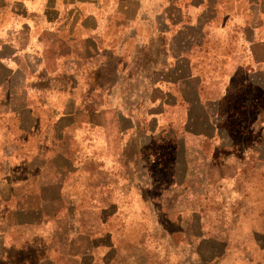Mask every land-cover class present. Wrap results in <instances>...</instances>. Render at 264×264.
Masks as SVG:
<instances>
[{
  "label": "crops",
  "instance_id": "0c3cea01",
  "mask_svg": "<svg viewBox=\"0 0 264 264\" xmlns=\"http://www.w3.org/2000/svg\"><path fill=\"white\" fill-rule=\"evenodd\" d=\"M237 75L264 85V0H0V264H264L262 228L200 235L182 177L220 166L214 109ZM166 140L178 164L154 158Z\"/></svg>",
  "mask_w": 264,
  "mask_h": 264
},
{
  "label": "rangeland",
  "instance_id": "374dc122",
  "mask_svg": "<svg viewBox=\"0 0 264 264\" xmlns=\"http://www.w3.org/2000/svg\"><path fill=\"white\" fill-rule=\"evenodd\" d=\"M119 110L128 113L124 115L130 116L132 113L136 114L140 108H120ZM105 112L108 116L113 115L111 111ZM213 119L220 135L219 150L215 152V163H220V166L210 167L203 164L200 171L199 167L193 166L192 171H184L182 176L184 180H195L199 183V187L193 190L200 196L199 210L201 207L204 208L205 217L202 222L207 224V228L203 232L200 231V235L204 233L218 235L222 231L224 233L223 229H226V234L224 233L226 236L223 239L229 244L237 245L239 239L242 242L243 239L258 238L254 230L262 228L263 239L264 85L254 77L237 75L228 86L221 103L214 109ZM120 126L126 127V124H120ZM113 127L108 120L106 129L104 128V133H108L105 147L110 153L111 151L119 153L121 149L126 148V145L116 140ZM137 135L141 134L137 133ZM35 144L34 140V147ZM84 146L88 147L86 144ZM130 146L134 148V140ZM132 148H129L131 157ZM174 148L171 141L167 140L151 143L154 158L161 155L159 165L163 166L171 162L179 163V158L173 152ZM184 160H186L185 157ZM30 162L34 163V159ZM59 164H63L60 159H56L53 163L49 161L45 171L51 172L54 170V165L55 169H58ZM163 166L150 167L151 176L154 179H167L168 173L160 170ZM184 168L187 167L184 165ZM193 190L185 188L183 198H188L187 194H193ZM23 195L27 196L25 193ZM24 197L21 199L23 204L20 205L25 211L34 210L37 205L31 201V198ZM182 205L185 209L189 207L187 201H183ZM45 207L53 212L64 205L54 204L45 205ZM68 209L73 210L70 205L67 206L66 210ZM248 243H254V241Z\"/></svg>",
  "mask_w": 264,
  "mask_h": 264
}]
</instances>
